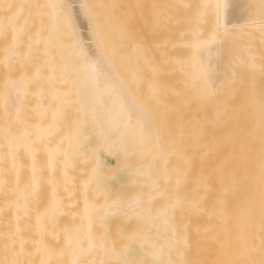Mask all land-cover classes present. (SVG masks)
Here are the masks:
<instances>
[{
    "label": "bare ground",
    "instance_id": "bare-ground-1",
    "mask_svg": "<svg viewBox=\"0 0 264 264\" xmlns=\"http://www.w3.org/2000/svg\"><path fill=\"white\" fill-rule=\"evenodd\" d=\"M223 5L224 0H198L194 8H185L194 15L174 14L168 22L164 17L163 51L174 66L164 55L168 63L163 68H169L162 75L172 80L165 93L171 102L158 105H169L161 117L156 108L148 112L149 105L134 98L141 87L131 77L130 57L139 60L134 61L138 67L145 56L139 50L135 56L134 49L133 56L128 53L129 38L125 42L124 36L114 35L118 44L129 45L128 51L121 47L128 55L121 45L112 46L115 37L104 50V43H97L102 30L90 31L93 27L75 7L60 9L65 24L32 31L21 30L22 17L20 25L13 23L19 16H13V7L8 13L12 20L6 10L5 17L0 12V261L239 264L258 258L264 222V42L257 48L254 42L239 44L230 60L218 62L214 80L211 44L222 45L224 59L228 38ZM247 26L264 30V16L238 25ZM173 31H178L176 39ZM136 44L132 48L138 49ZM98 45L104 52L99 62ZM112 49V58L121 60L125 53L132 64L115 61L118 67L112 69H121L112 70L107 54ZM250 58L262 61L247 63ZM74 76L80 86L73 97L53 86L57 78ZM131 82L138 88L135 94ZM77 101L85 111L66 127L68 116L75 115L68 108ZM156 114L161 123L155 122ZM87 122L95 144L80 140L91 136L82 133ZM102 154L112 164L104 163ZM170 209L178 219L172 213L170 218L160 215L167 210L170 216ZM113 217L131 224L109 237L105 221Z\"/></svg>",
    "mask_w": 264,
    "mask_h": 264
},
{
    "label": "rangeland",
    "instance_id": "rangeland-1",
    "mask_svg": "<svg viewBox=\"0 0 264 264\" xmlns=\"http://www.w3.org/2000/svg\"><path fill=\"white\" fill-rule=\"evenodd\" d=\"M19 1L21 3H19L18 0H11L10 4H9L8 1L6 2V0H1L0 1V7L1 6L2 7L5 6V7L4 8L1 7L2 9L0 10V12L2 14L1 13L0 14L3 17L6 16L7 19H8V17L11 18V16H9V15L11 14L12 10L14 9L13 16H15V18L18 15L19 16L15 20H13L14 21L13 23H16V25H20L21 22H23L22 26L20 27L21 30H23V28H24V31H27L28 29H30L28 31L37 30V29H41L40 27L45 26V25H53V26H57V27L61 26L62 24H65L63 22L64 20H62V19H64V15H66V14H64V12L60 13L61 12L60 9H63L64 11H66V9H69L68 7H75L76 9H79V13L78 14L81 15V16L86 17L87 19H85V21L89 25H91L93 27V29L91 28L92 30H90V31H94V30L98 31V29H99V31L102 30V31H100L101 32L100 39H99L100 41L98 40L99 41V42H97L98 44L101 45V44L104 43L103 45L105 47L106 46L105 42L108 41V42L113 43L112 41L115 40L114 39L115 36H117L120 39L122 38V40H123V36H124V41L125 42H126L127 38H129L131 41L128 39V42H127L128 44L132 43V45H133V44L137 43L136 46L138 47V49L136 47L132 48V45H130V49H132V51L129 49L130 52H128V53L129 54L131 53L132 56L135 53V56H136V52H137V50H139L138 52H140V53H138V52L137 53L140 54L141 56H142V54H143V56H145V57L142 56L143 60H144V61L141 60L142 64L139 63L141 65H139L140 67L139 66L138 67H139V69H141V68L142 69L138 70L139 71L138 73H137L136 70H134V69L138 68V67H135V64H136L135 62L137 60L135 61V59L133 60L132 57H130L131 60L133 61V65L132 66L134 67V69L131 71L132 74L133 73L134 74L133 75L131 74V77L134 76L132 78H134V80H136L137 83H138V84L135 83L136 86L138 87V85H139L142 89L139 87L141 90L140 89L138 90V88H137V90L139 92H136L137 90H135V88L133 86V85H135V84H133V82H135V81H133V79L132 80L130 79V81H133V82H131L132 83L131 85L133 86V90L131 89L132 87L129 85L130 84L129 80L126 79L128 81V82L127 81L126 82L128 83L127 86L129 85L131 88H128L129 86L127 87L126 84H124V85L128 89H130V91L131 90L134 91V93L132 91L130 93L135 94V92H136L135 95H137V96L134 95L135 96L134 98L138 102H140L141 104H142V102H144L142 104V106H145V105L148 106L149 105V108L146 106L148 108V110H147L146 107L145 108L143 107L148 112L150 111V112L153 113V111H154L153 109L156 108V110L154 112L160 113V117H161L163 109L166 111L167 108H165V107H168L169 106L168 104H167L168 106L165 104L164 105L165 107L163 106L162 108L160 107L161 105L159 107H158V105L161 104L163 101H164L163 103H166V102L170 101L166 97V95H169V94H165V93L169 92L168 91V89H169L168 86H169V83L172 80H170L169 77H167V75L166 76L164 75L165 74V69L168 70V68H169L168 64H167L166 68H163V67L165 65L164 63H166L168 60H169V64L173 63V62H170V59H169V57L166 54L167 51L166 50L163 51L164 48L167 49V47H164L165 46L164 45V42H165L164 39H166V37L164 36V30H163L164 29L163 23L164 24L166 23V22H164V17L167 18V19H165V21H167L169 19V17L171 15H174V14H175L174 16H176V15L179 16L181 14L184 16L185 13H187V15H194L195 12L187 10V9H190V8L192 9L196 5H198V0H195V2H196V3H194L195 5L194 4H190V3H193V0H190V2H189V0H186V1L185 0L184 1L183 0H179V1L178 0L177 1H175V0H19ZM169 1H173V7L174 8L172 7V4H171L172 2H169ZM12 2H14L13 4L16 3V5L11 4ZM183 3H185V5ZM8 4L9 5H13V9L12 8L11 9L7 8L6 5H8ZM20 4H21V6H19ZM52 4L62 5L63 7L62 8H57V9H52L51 7H48L49 5H52ZM186 4H188V5H186ZM193 5H194V7H193ZM190 6H192V7H190ZM16 7L17 8L20 7V9H17ZM23 8H24V11H21V9L23 10ZM185 8H187V9L185 10ZM8 9H9V12H8ZM4 10H6L5 16L3 15L4 14L3 13ZM16 11H18V12H16ZM27 11H29V12H27ZM173 11H176V12H173ZM25 12H27V13H25ZM8 13H10V14H8ZM15 13L16 14L18 13V15H15ZM40 13L42 15H40ZM222 13H223L222 26L225 29L228 30L227 31V35H226V38L228 36V38L226 39V41H227L226 43L230 46V49L229 48L226 49V45L227 44L222 43L223 45L225 44V47L223 46V48H225V49L222 48L223 54H224V57H225L223 59L222 56L220 55V53H222V52H219L221 50V49L219 50L221 44H214V43L211 44V50H210L211 58L209 60V63L211 65L215 66V68L212 70L211 73L213 75V79L216 80V81H217L218 75H219L218 69H216V67L219 65V63L221 61L224 62L225 60H230L233 57L234 51H237L236 48L239 46V44L245 43V42H254V43H256L254 47L257 48V47H259L261 45L260 43L264 42V30H258V29H255V28L253 29V27H248V26L247 27H238V25L241 24V23L254 22V21L258 20V17L264 16V8L261 7V0H224L223 12ZM7 14H8V17H7ZM23 14H24V16H23ZM26 14H27V16H26ZM54 15H55V17H54ZM59 16H61V17H59ZM20 17H22L21 20L23 19V21H21V22H20ZM26 17H28V18L26 19ZM56 17L57 18L59 17V18L55 19ZM13 18H11L10 20H12ZM28 19L31 20V21H29ZM27 20L30 23L28 22L29 25H28V23H26L27 24V26H26L24 23H25V21L27 22ZM5 21H7V20H5ZM17 22H20V24H18ZM9 23H12V22L9 21ZM36 24H38V26ZM14 26H15V24H14ZM36 27H37V29H36ZM165 27L167 29V25ZM112 29H114L115 33L112 32ZM60 31H64V29H62V30L60 29ZM107 32H108V34L105 35ZM109 32L114 33V34L111 35V33H109ZM173 32H175L174 37L176 39V37H178L177 36L178 35L177 34L178 31H177V33H176V31H173ZM109 35H111V36H109ZM165 35H167V33H165ZM117 37H115L117 39V40H115L116 42L118 41ZM133 37H135V39H134V41H136L135 43H133L134 41H132ZM112 38H113V40H110ZM167 38H168V36H167ZM175 39L173 38V40H174L173 42H175ZM122 40H120V43H121ZM115 41H114V44L112 46L113 47L115 46V48H116V45L118 44L119 41L117 43ZM167 42H168V39L166 41V44H167ZM118 45H121V44H118ZM108 46H106L104 48V50L106 49L108 51L110 49V48L108 49ZM122 46H124V45L120 46L121 50L124 49ZM134 46L135 45H133V47ZM166 46H168V44ZM128 47H129V45H126V47H125V49L127 51H128ZM221 47H222V45H221ZM133 49H134V53H133ZM114 50H118V48L114 49ZM114 50L112 49L110 54H109V52H107L108 57L110 58L109 60L111 61L113 59V61H111V62H113V65H115V66H113L111 64V62H110L111 69H112V67H116L117 66L116 63L120 60L118 58V56H117L118 60L114 56L112 58V55L116 56V54H114L115 52L112 53V51H114ZM64 52H65V50H64ZM123 52H125V50H123ZM125 53L123 54L124 57L122 59H124L128 63L132 64V61L129 62L130 61L129 58H128V60H126L127 59L126 57H129V56L125 57ZM176 53L177 52H175V54ZM109 55H111V56H109ZM126 55H128V54L126 53ZM140 55H138L137 57H140ZM164 55H166L167 56L166 58H168V60H166V62L164 61L165 60L164 59ZM137 57H135V58L137 59ZM174 58L175 57H173L172 60L176 61ZM220 58L222 60H220ZM261 58L263 59L264 57H261ZM261 58H260V60H259V58H257V60L253 59V58H250V60L249 59H246V60H248L247 63H256L257 62V64L260 65L261 62L259 63V61H262ZM121 60L119 62H122ZM115 61H117V62L114 63ZM119 62H118V64H120ZM137 62H139V60ZM262 63H264V60L262 61ZM120 65H119V67H121ZM130 66L131 65H129V68L132 69V67H130ZM173 66H174V63H173ZM118 69L120 70L121 68H116V70H118ZM112 70L116 71L115 68L112 69ZM142 70H146V71L143 72ZM140 72H141V74H140ZM136 73L138 75L140 74L141 77L137 76ZM162 73H164L163 74L164 77L168 78V79H166V81H165V78H163V77H162L163 79L161 78V76H163ZM166 74H167V72H166ZM135 75H136V78H135ZM137 77L138 78L140 77V78L138 79ZM72 78L73 79H71V78L68 79L67 78V80H65L66 78H64L63 80L57 78V80H56V82L54 83L53 86H56V87L60 88L61 90H64L66 92V96L71 95V97H73L74 93L76 92L75 89H77L80 86V82H79V79L78 78L76 79L75 76L72 77ZM64 80L68 81V83H69V80H72L73 81V82H71L72 85L71 84L68 85V83L64 82ZM140 80H142V81H140ZM122 82L125 83V81H122ZM143 82L144 83L147 82L148 85L146 83L144 84ZM65 84H67V85H65ZM173 85H175V84H173ZM173 85H172V88H175V87H173ZM62 86H63V89L61 88ZM65 86H68L67 88L70 91L64 89ZM69 87H72L73 91H71V89ZM145 87H147V89ZM165 87L167 88V90H166ZM159 88H162V90L159 89ZM164 90H165V92H164ZM67 91L70 92V93H67ZM140 91H142V92H140ZM147 92H149V93L151 92V94H149ZM159 92H160V94H159ZM140 93H142V94H140ZM162 93H163V95H162ZM147 95H148L149 98H151L150 100L148 99V97H146ZM150 95H152V96H150ZM141 96H142L143 99L145 97L144 100H146V98H147V100L144 101L141 98ZM139 97H140V99H139ZM160 97H164V98H160ZM141 99L143 101H140ZM148 100H149V102H148ZM153 102H155V103H153ZM74 106H76V107H74ZM151 106H154V107H151ZM157 108H158V110H157ZM68 109H69V111L75 112V115L68 116L69 120H68V124L65 125L66 127L74 125L75 121L80 116L79 112L83 113L85 111L84 110L85 108H84V105L82 104V101H77L75 104L72 102V104L69 106ZM151 109H152V111H151ZM160 109H162V110H160ZM76 113H78L79 116H78V114L76 115ZM157 115L158 114H156V117H157ZM150 116H151V118H153L152 115H150ZM154 117H155V115H154ZM158 117L155 119V122L161 123V121H160L161 118H158ZM83 119L88 120L89 116H87V114L84 113L83 114ZM66 121H67V119H66ZM152 121H154V120H152ZM155 122H154V124L156 125ZM81 126L83 128L82 129V133L84 135H91V131L89 130L90 124L88 122L85 123L84 125H81ZM80 140L83 141V142H86L87 144H95L96 143L95 139H93V135H91L86 140H84V139H80ZM100 157L104 161V163H106L107 165L112 164L111 162H113L111 159L106 158L103 154ZM112 184L113 185H117V181L116 180L112 181ZM118 195L119 196L120 195L129 196L130 194H111V195L109 194L106 197H113L114 196V197L117 198ZM166 211L167 210L160 212V215L166 216L168 218H170L172 216V214H174V213L177 215V212H175L174 209H173L174 213H172L171 209L169 210V215L170 216H168V214H166ZM167 213H168V211H167ZM150 214L156 215L158 213L156 211L152 212V210H151ZM175 214H174V217H176ZM124 220L122 219V220H120L121 221L120 222L117 217H113V218H109V219H107L105 221L106 222L105 230L107 231L109 237H114L113 233L115 231H117V229H119L120 227H121V229H119V231H122V232L127 230V229H129V225L127 223H129V224H131V223L129 221L127 222V220L126 221H124ZM172 223H174V225H175V221L172 222ZM177 223L178 222L176 221V224ZM171 264H174V263H171Z\"/></svg>",
    "mask_w": 264,
    "mask_h": 264
},
{
    "label": "snow or ice",
    "instance_id": "snow-or-ice-1",
    "mask_svg": "<svg viewBox=\"0 0 264 264\" xmlns=\"http://www.w3.org/2000/svg\"><path fill=\"white\" fill-rule=\"evenodd\" d=\"M6 7L11 9L13 6L12 5H6ZM48 7H51L52 9H57V8H62L63 6L57 5V4H52V5H49ZM261 7L264 8V0H261ZM103 56H104L103 48L98 45L97 61L98 62L101 61L103 59ZM261 107H262V112H264V91H262V94H261ZM261 139H262V148H264V123H262ZM262 175H264V171H262ZM261 232H262V235H261L258 258L253 256L252 258H250L246 261L239 262V264H264V222H262ZM253 251H255V250L253 249ZM0 264H7V262L6 261H0Z\"/></svg>",
    "mask_w": 264,
    "mask_h": 264
}]
</instances>
